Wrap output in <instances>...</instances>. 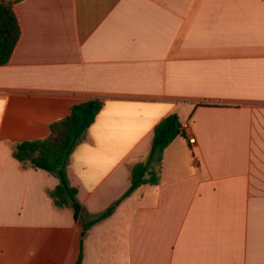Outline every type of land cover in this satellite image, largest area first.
<instances>
[{
    "label": "crops",
    "instance_id": "crops-1",
    "mask_svg": "<svg viewBox=\"0 0 264 264\" xmlns=\"http://www.w3.org/2000/svg\"><path fill=\"white\" fill-rule=\"evenodd\" d=\"M0 66V264H75L80 214L127 191L156 124L183 135L82 244V264H264V0H21ZM103 102L65 167L77 190L26 169L13 145L49 135L71 106ZM185 134L195 139L188 144Z\"/></svg>",
    "mask_w": 264,
    "mask_h": 264
},
{
    "label": "trees",
    "instance_id": "trees-1",
    "mask_svg": "<svg viewBox=\"0 0 264 264\" xmlns=\"http://www.w3.org/2000/svg\"><path fill=\"white\" fill-rule=\"evenodd\" d=\"M19 1L21 0H0V66L7 64L19 39L20 29L13 11V5ZM102 107L103 102L98 99L74 104L66 117L50 124L47 137L23 141L12 147V156L23 168L43 170L58 178L57 186L47 192L57 209L72 208L77 203V190L68 183L66 177V163ZM180 135H183V131L176 114L161 119L154 127L147 157L132 165L127 191L94 217L80 214V250L75 264H82L83 239L93 225L111 216L119 203L140 186L159 183L163 152Z\"/></svg>",
    "mask_w": 264,
    "mask_h": 264
},
{
    "label": "water",
    "instance_id": "water-1",
    "mask_svg": "<svg viewBox=\"0 0 264 264\" xmlns=\"http://www.w3.org/2000/svg\"><path fill=\"white\" fill-rule=\"evenodd\" d=\"M73 212H74L73 218L74 219H78V216H79V213H80V206H79V204L75 203L73 205Z\"/></svg>",
    "mask_w": 264,
    "mask_h": 264
},
{
    "label": "built area",
    "instance_id": "built-area-1",
    "mask_svg": "<svg viewBox=\"0 0 264 264\" xmlns=\"http://www.w3.org/2000/svg\"><path fill=\"white\" fill-rule=\"evenodd\" d=\"M183 133H185V128H182ZM186 140L188 144H194L195 143V139L192 136H189L187 134H185Z\"/></svg>",
    "mask_w": 264,
    "mask_h": 264
}]
</instances>
